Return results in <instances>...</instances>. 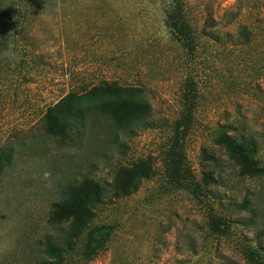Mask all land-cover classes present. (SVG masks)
Here are the masks:
<instances>
[{
  "label": "rangeland",
  "instance_id": "obj_1",
  "mask_svg": "<svg viewBox=\"0 0 264 264\" xmlns=\"http://www.w3.org/2000/svg\"><path fill=\"white\" fill-rule=\"evenodd\" d=\"M0 13V264H52L49 242L59 264H264V0H0ZM69 94L63 140L44 115ZM223 134L255 141L254 175ZM91 182L69 242L55 212Z\"/></svg>",
  "mask_w": 264,
  "mask_h": 264
},
{
  "label": "trees",
  "instance_id": "obj_2",
  "mask_svg": "<svg viewBox=\"0 0 264 264\" xmlns=\"http://www.w3.org/2000/svg\"><path fill=\"white\" fill-rule=\"evenodd\" d=\"M1 19V13H0ZM3 34L0 28V83L7 78L8 73L4 71L3 65V52H4ZM73 97L69 94L67 97L60 100L58 103L47 108L44 115L45 131L46 134L60 138L67 139L69 132L73 126V121L76 118L75 110L72 108L68 101ZM116 116H125L127 111L124 108H114ZM218 145L224 147L230 154L239 158L243 165V172L247 175H254L256 173L254 156L256 153L257 145L255 141L250 140L247 142H238L227 134L221 135L217 140ZM8 148L0 147V163L7 156ZM95 187L93 194H87L84 189L71 190V200L69 204L57 207L55 212V219H67L69 221V234H67V241L72 242L77 238L78 234L82 232L83 226L86 228V222L79 218V214L87 216L90 204L95 200L98 195L96 189L99 185L96 182H91ZM87 212V213H86ZM86 213V214H85ZM63 248L52 243H47L45 253L52 259H56L52 264H59V259Z\"/></svg>",
  "mask_w": 264,
  "mask_h": 264
},
{
  "label": "clouds",
  "instance_id": "obj_3",
  "mask_svg": "<svg viewBox=\"0 0 264 264\" xmlns=\"http://www.w3.org/2000/svg\"><path fill=\"white\" fill-rule=\"evenodd\" d=\"M49 177H50V173L45 172V173H44V179H48Z\"/></svg>",
  "mask_w": 264,
  "mask_h": 264
}]
</instances>
